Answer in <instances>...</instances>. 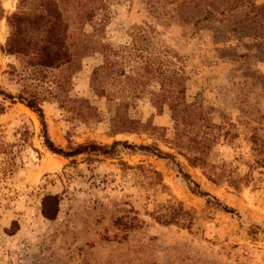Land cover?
Segmentation results:
<instances>
[{
    "label": "rangeland",
    "instance_id": "obj_1",
    "mask_svg": "<svg viewBox=\"0 0 264 264\" xmlns=\"http://www.w3.org/2000/svg\"><path fill=\"white\" fill-rule=\"evenodd\" d=\"M36 2L0 0V89L17 97L39 85L49 138L65 151L119 141L173 160L122 145L111 156L54 154L38 116L0 96V264H264V0L58 1L73 57L65 105L47 93L49 76L32 80L4 50L7 18ZM103 46L119 51L118 73L95 80ZM146 58L180 78L199 111L191 126L175 128L159 80L142 73ZM118 106L141 130L114 134ZM180 131L203 153L177 148ZM46 196L59 200L54 220L41 214Z\"/></svg>",
    "mask_w": 264,
    "mask_h": 264
},
{
    "label": "trees",
    "instance_id": "obj_2",
    "mask_svg": "<svg viewBox=\"0 0 264 264\" xmlns=\"http://www.w3.org/2000/svg\"><path fill=\"white\" fill-rule=\"evenodd\" d=\"M23 1L25 2V0H19V2ZM36 1L37 11L31 13L18 12L7 18L11 34L7 40L4 50L10 55H19L21 57L20 59L23 64V68L24 70L29 71L28 76H30L32 80L42 82L43 79H46V76H49V79H51L55 85V89L48 90L47 93L59 101L62 105H65V100L60 98V94L63 92L62 89L65 85L64 72L71 66L73 57L69 51V45L66 43V31L68 29L65 22L66 19L62 10L57 8V2L62 0ZM94 1L95 0H92V3H94ZM95 9L96 8H92L91 10V18L95 15ZM101 50L104 53V67L100 73L94 74L95 80L110 77L118 73V59H114V57H118L120 55L119 51L112 49L110 46H103ZM135 51L141 52L142 49L136 48ZM140 57H142V55ZM153 60V58H146L145 64L142 67V73L159 80L161 94H159L158 97L164 101L166 99L170 100L168 103V109L171 112V119L174 122L175 128L179 129L181 125L191 126V123L194 121H191V123H188V121H190V119L199 118L198 108L190 107L185 104V90L182 84L179 83L180 78L174 73L167 75L164 71H162L160 66L154 63ZM54 71H58V74H53L52 72ZM121 75L124 74L121 72ZM137 82L138 85L143 84L142 78L138 79ZM38 86L39 85H36V87H33L32 89H30L31 86H25L17 97L0 89V96H2L4 101L8 100L11 104H15L17 100L18 103L23 104L26 108L38 116L42 127L44 144L50 152L65 158H71L81 154L111 156L114 154L116 147L122 145L125 148L132 150L138 149L140 151L152 153L158 158L173 160V156L160 152L155 148L151 149L146 146H135L119 141H114L110 146H99L95 143L78 145L75 148H69L68 151L55 146L48 135L47 124L42 109V102L45 101V97L42 96L43 94L41 92H39ZM87 109L89 110V113L95 115L94 108L88 106ZM3 111L4 105L0 102V114H2ZM113 127L114 134H131L138 132L143 126L127 117L122 116L118 106V108L115 109V114L113 116ZM182 138L183 134L180 131L174 143L177 148L185 149L190 153L193 151H198L200 154L203 153L202 147L205 146L203 143L201 145L200 143L195 142L196 138H190L188 140L189 146L181 140ZM1 153L10 157V153L6 151L5 148L2 149ZM193 157L194 163H196V161H201L200 157ZM12 159L13 158L11 157L10 160ZM154 173L155 175H158L156 172ZM183 178L193 185L191 191L199 194L200 196L206 197L208 199V203L209 199L218 201L216 198L210 196V194L198 190V184L190 180V177L187 174H184ZM58 204L59 200L57 196H46L42 200V216L48 220H54L58 213ZM221 209L229 213H232L233 211L226 206ZM183 213V209L178 208L177 210H174L171 219L182 216ZM161 217L162 216H160L159 219H161ZM116 225L127 229V226H125L122 218L116 220Z\"/></svg>",
    "mask_w": 264,
    "mask_h": 264
}]
</instances>
